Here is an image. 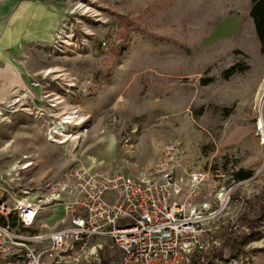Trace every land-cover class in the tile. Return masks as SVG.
Wrapping results in <instances>:
<instances>
[{
    "label": "rangeland",
    "instance_id": "obj_1",
    "mask_svg": "<svg viewBox=\"0 0 264 264\" xmlns=\"http://www.w3.org/2000/svg\"><path fill=\"white\" fill-rule=\"evenodd\" d=\"M62 2L56 36L35 48L46 54L48 69L56 68L61 76L31 77L51 86L57 81L63 100L59 108L64 107L49 110L53 88L31 87V94H19L25 98L0 122V189L12 173L24 184L44 178L29 184L39 190L76 162L89 169L153 176L162 154L173 147L179 151L176 176L182 195L198 174L206 178L196 205L211 201L218 188L239 182L236 172L251 173L235 191L243 207H232L217 223L218 236L237 242L215 255L233 257L237 264H264V91L258 97L264 54L249 16L250 0ZM231 67L242 71L225 79ZM206 79L212 81L203 85ZM74 110L85 136L70 151L69 141L61 144L67 137L52 143L46 132L63 118L62 112ZM71 127L79 133L80 128ZM108 135L112 151L103 150ZM109 155L111 161L102 162ZM29 159L34 165L21 170ZM174 160L170 157V166ZM247 201L252 206L246 213ZM62 212L63 207L55 214L43 211L38 224L57 230ZM204 256L197 254L198 259Z\"/></svg>",
    "mask_w": 264,
    "mask_h": 264
},
{
    "label": "built area",
    "instance_id": "obj_2",
    "mask_svg": "<svg viewBox=\"0 0 264 264\" xmlns=\"http://www.w3.org/2000/svg\"><path fill=\"white\" fill-rule=\"evenodd\" d=\"M6 103H0V122L16 111ZM76 112L70 113L78 118ZM53 128H47L46 136L56 143L60 136ZM65 134L71 151L76 129ZM170 157H175L172 166ZM178 158V149L168 148L153 176L89 169L76 162L39 190L29 187L36 184L33 179L24 184L12 173L6 175L9 182L0 189V219L5 222L0 221V264H237L233 257L215 255L237 242L229 235L218 236L217 223L232 207H243L235 191L249 178L218 188L211 201L196 205L206 178L198 174L182 195ZM31 165L26 161L21 170ZM251 206L247 201L246 213ZM57 207L65 215L61 228L50 231L38 224L43 211L55 214ZM201 253L207 257L198 259Z\"/></svg>",
    "mask_w": 264,
    "mask_h": 264
},
{
    "label": "crops",
    "instance_id": "obj_3",
    "mask_svg": "<svg viewBox=\"0 0 264 264\" xmlns=\"http://www.w3.org/2000/svg\"><path fill=\"white\" fill-rule=\"evenodd\" d=\"M63 12L62 0H0V103L9 102L17 98L15 96L21 100L20 93L31 94L30 88L38 86L53 88L49 94L50 102L55 103L58 97L62 98L58 95V86L61 85L57 81L51 86L47 81L32 79L31 76L44 74L46 70L57 76L56 68L48 69L46 54L43 51L37 52L35 48H42L54 39L62 25ZM54 80L57 79H51L50 83ZM50 105L49 110L52 111L64 107ZM97 105H101V101H98ZM76 107L77 105L70 106L71 109ZM65 112L67 111L61 114ZM103 140L106 143L103 150L106 151L109 147L112 151L114 149L112 136L108 135ZM110 156H104L102 162L106 159L109 163ZM40 179L44 178L39 180L34 178L33 181L40 183Z\"/></svg>",
    "mask_w": 264,
    "mask_h": 264
},
{
    "label": "trees",
    "instance_id": "obj_4",
    "mask_svg": "<svg viewBox=\"0 0 264 264\" xmlns=\"http://www.w3.org/2000/svg\"><path fill=\"white\" fill-rule=\"evenodd\" d=\"M249 16L252 19L255 34L261 44L262 53L264 54V0H250ZM240 71H242L241 68L231 67L224 73L223 77L228 79ZM211 81L212 79H206L201 82L203 85H207ZM250 175V172H243L241 170L234 174L237 181L246 180L250 177ZM262 197L264 198V191L262 193ZM0 221L5 223L3 219H0Z\"/></svg>",
    "mask_w": 264,
    "mask_h": 264
},
{
    "label": "bare ground",
    "instance_id": "obj_5",
    "mask_svg": "<svg viewBox=\"0 0 264 264\" xmlns=\"http://www.w3.org/2000/svg\"><path fill=\"white\" fill-rule=\"evenodd\" d=\"M44 73H45V77L46 76H49V75H51V73H53L52 71H50V70H46V71H44ZM61 75H57V77H60ZM263 91H264V85H262L261 86V88L259 89V92H258V97H260L261 95H262V93H263ZM22 98H24V96H22ZM21 98V99H22ZM61 98L60 97H58L57 98V100H60ZM258 99V98H257ZM260 99V98H259ZM258 99V100H259ZM13 105L16 103V100H14L13 102ZM63 103V100L61 99L59 102H55V105L57 104V105H60V104H62ZM52 105V104H51ZM54 105V106H55ZM66 107V106H65ZM64 114V113H63ZM73 113H70V112H66L63 116H61V117H63L61 120H57L58 121V123H57V121L55 122V124H54V131L55 132H57L58 134V136H60L61 137V139L62 138H64V137H67V134H65L67 131H68V128H69V125L70 124H73L74 123V121H77L78 119H79V117L80 116H78V118H75L74 117V115H72ZM58 119V118H57ZM77 126V125H76ZM258 126H259V130L260 129H262L263 128V125H262V122H261V120H259V122H258ZM78 127V126H77ZM72 128V127H71ZM79 128V127H78ZM49 129V128H48ZM84 134H83V132L81 131V129H79V133H77V134H75L73 137H72V144H73V146H74V148L76 147V144H78V142L80 143L82 140H83V138H84ZM60 139V140H61ZM64 140V139H63ZM263 140H264V138H263ZM58 141V140H57ZM64 143H66V141L64 140L63 142H61V144H64ZM74 150V149H73ZM89 158V157H88ZM22 166V165H21ZM16 167V166H15ZM22 168V167H21Z\"/></svg>",
    "mask_w": 264,
    "mask_h": 264
}]
</instances>
